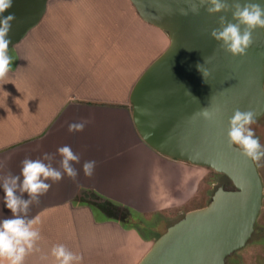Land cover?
Here are the masks:
<instances>
[{
    "label": "crops",
    "instance_id": "obj_1",
    "mask_svg": "<svg viewBox=\"0 0 264 264\" xmlns=\"http://www.w3.org/2000/svg\"><path fill=\"white\" fill-rule=\"evenodd\" d=\"M167 44L164 31L142 20L129 0H46L39 19L10 47L8 82L0 81V178L19 175L25 158L44 153L54 154L59 169L57 149L64 145L80 156L77 178L46 181L51 188L31 205L28 216L41 217L42 239L24 264H57L56 244L81 255L79 264H136L154 231L123 227L88 198L142 218L181 209L192 198L200 166L150 148L130 114L132 86ZM82 121L83 131L68 130ZM85 161L96 162L91 177ZM3 197L0 186V219L12 215Z\"/></svg>",
    "mask_w": 264,
    "mask_h": 264
},
{
    "label": "water",
    "instance_id": "obj_2",
    "mask_svg": "<svg viewBox=\"0 0 264 264\" xmlns=\"http://www.w3.org/2000/svg\"><path fill=\"white\" fill-rule=\"evenodd\" d=\"M129 1L142 20L168 37L129 94L138 136L156 152L209 168L231 184L229 189L218 186L205 206L168 225L136 264H224L250 238L260 209L262 184L254 161L229 143L227 133L236 109L254 110L256 118L264 114V29L253 31L244 56H233L210 35L221 15L235 22L231 12L209 14L205 6L182 15L189 0ZM45 3L12 0L2 14L16 17L9 47L39 19ZM197 64L207 73L205 79ZM205 107L218 109L213 120L194 115Z\"/></svg>",
    "mask_w": 264,
    "mask_h": 264
},
{
    "label": "clouds",
    "instance_id": "obj_3",
    "mask_svg": "<svg viewBox=\"0 0 264 264\" xmlns=\"http://www.w3.org/2000/svg\"><path fill=\"white\" fill-rule=\"evenodd\" d=\"M12 6V0H0V81L11 71L13 58L8 49L11 43L9 33L12 22L16 20L14 14L3 16L2 14ZM209 14L231 12L232 20H227L225 15L219 17V27L212 29L210 35L220 46L233 56H244L253 44V31L256 28L264 29V3L258 0H189V8L182 10V15L189 11L198 13L200 7H205ZM197 70L202 73L204 79L207 76L202 71L201 64H197ZM8 82V81H5ZM4 82V83H5ZM216 111L209 107L201 108L198 113L205 120H213ZM87 121L69 124L70 132L83 131ZM256 123L254 110L241 111L236 109L229 118L228 139L229 143L237 145L244 155L254 161L264 159V145L260 143L251 125ZM62 157L60 168L53 167L51 161L54 154L44 153L43 159L25 158L19 175L8 174L0 178V186L4 191V205L11 211V217L0 219V264H24L25 258L39 251L37 242L42 239L38 225L42 223L41 217H29L31 205L39 203L40 196L46 194L51 184L46 181L58 182L66 174L75 180L78 170L74 163H80V156L76 154L71 146L64 145L57 149ZM45 161H48L47 163ZM96 166L95 161H85L83 172L85 176L91 177ZM62 169V170H61ZM27 193L28 198H23ZM51 256L57 264H79L82 256L71 251L64 244H56L51 248ZM41 259H47L42 256Z\"/></svg>",
    "mask_w": 264,
    "mask_h": 264
},
{
    "label": "rangeland",
    "instance_id": "obj_4",
    "mask_svg": "<svg viewBox=\"0 0 264 264\" xmlns=\"http://www.w3.org/2000/svg\"><path fill=\"white\" fill-rule=\"evenodd\" d=\"M251 127L254 129L256 136L259 137L260 143L264 145V114L257 117L256 123L251 125ZM254 164L262 184L260 209L254 221L250 238L243 247L230 253L225 258L224 264H264V159L254 161ZM198 170L201 177L197 189L192 198L181 209L170 210L165 212V214L153 215L151 218H142L141 215L133 213L123 219L124 223L135 225L144 234L150 233L153 230V239H155L168 225L180 218L186 211L191 210V208L195 209L205 206L218 186H221L223 189L231 187L228 180L221 174L205 167H199ZM88 200L94 201L93 197H89ZM111 214L117 216V214ZM152 242L153 240L147 245L146 251L150 248Z\"/></svg>",
    "mask_w": 264,
    "mask_h": 264
},
{
    "label": "trees",
    "instance_id": "obj_5",
    "mask_svg": "<svg viewBox=\"0 0 264 264\" xmlns=\"http://www.w3.org/2000/svg\"><path fill=\"white\" fill-rule=\"evenodd\" d=\"M11 48L9 47L8 51L10 50ZM88 205L90 206H94V207H104L106 213L108 215H111V213H114V214H117V217L115 216V220H118L120 223H122V226L125 227L126 223H124V218H126L127 216L130 215V209L126 208V207H120L118 204H111V203H108V202H104V201H88L86 202ZM108 218H111L108 216ZM107 218V219H108ZM139 235L143 238V236L140 234V232H138ZM145 239V238H144Z\"/></svg>",
    "mask_w": 264,
    "mask_h": 264
},
{
    "label": "flooded vegetation",
    "instance_id": "obj_6",
    "mask_svg": "<svg viewBox=\"0 0 264 264\" xmlns=\"http://www.w3.org/2000/svg\"><path fill=\"white\" fill-rule=\"evenodd\" d=\"M223 176V175H222ZM224 177V176H223Z\"/></svg>",
    "mask_w": 264,
    "mask_h": 264
}]
</instances>
